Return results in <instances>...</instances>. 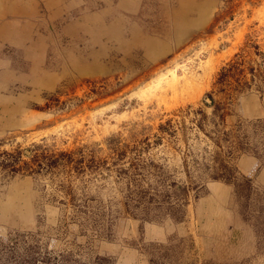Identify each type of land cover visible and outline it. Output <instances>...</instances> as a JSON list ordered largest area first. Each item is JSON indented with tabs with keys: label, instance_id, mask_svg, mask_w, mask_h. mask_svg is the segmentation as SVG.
Segmentation results:
<instances>
[{
	"label": "rangeland",
	"instance_id": "1",
	"mask_svg": "<svg viewBox=\"0 0 264 264\" xmlns=\"http://www.w3.org/2000/svg\"><path fill=\"white\" fill-rule=\"evenodd\" d=\"M34 145L0 264H264V0H0V152Z\"/></svg>",
	"mask_w": 264,
	"mask_h": 264
},
{
	"label": "trees",
	"instance_id": "2",
	"mask_svg": "<svg viewBox=\"0 0 264 264\" xmlns=\"http://www.w3.org/2000/svg\"><path fill=\"white\" fill-rule=\"evenodd\" d=\"M39 149H43L42 145H34L33 146V151H32V156L30 157L31 160L29 162L24 163L21 167L19 165H16L18 163L19 159V153H14V152H7L3 151L0 152V170L2 171V175L5 176H13L16 174H21V175H30L28 172H38L37 169H48L52 168L55 165V160H49L50 158L46 156L45 151H40ZM37 168V169H35ZM222 168H224V173H220L219 175L213 176V178H225L224 175L231 177L232 175L231 170L226 167V165L223 164ZM241 185L235 184L234 187L237 188ZM242 186V185H241ZM176 188L180 189V191H184V187L178 185ZM179 201H177L175 204H177ZM173 212V210H172ZM173 214V213H172ZM175 214V212H174ZM178 215V214H176ZM178 216H174L172 218L177 219Z\"/></svg>",
	"mask_w": 264,
	"mask_h": 264
},
{
	"label": "water",
	"instance_id": "3",
	"mask_svg": "<svg viewBox=\"0 0 264 264\" xmlns=\"http://www.w3.org/2000/svg\"><path fill=\"white\" fill-rule=\"evenodd\" d=\"M207 102L209 103L210 101L207 100Z\"/></svg>",
	"mask_w": 264,
	"mask_h": 264
}]
</instances>
